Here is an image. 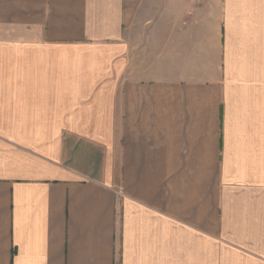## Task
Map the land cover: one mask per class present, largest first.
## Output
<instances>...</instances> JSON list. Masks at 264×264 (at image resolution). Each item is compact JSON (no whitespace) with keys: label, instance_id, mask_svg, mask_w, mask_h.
Listing matches in <instances>:
<instances>
[{"label":"crops","instance_id":"0c3cea01","mask_svg":"<svg viewBox=\"0 0 264 264\" xmlns=\"http://www.w3.org/2000/svg\"><path fill=\"white\" fill-rule=\"evenodd\" d=\"M0 264H264V0H0Z\"/></svg>","mask_w":264,"mask_h":264}]
</instances>
